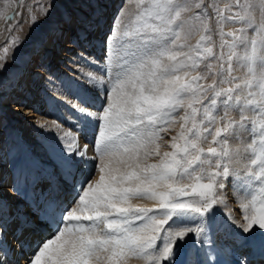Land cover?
I'll return each mask as SVG.
<instances>
[{"label": "rangeland", "instance_id": "obj_1", "mask_svg": "<svg viewBox=\"0 0 264 264\" xmlns=\"http://www.w3.org/2000/svg\"><path fill=\"white\" fill-rule=\"evenodd\" d=\"M112 4L115 9L107 10L105 26L96 23L89 29L98 33L106 27L101 63L92 67L100 74L105 88L102 90L96 84L100 89L97 90L95 83L85 82L90 93L81 88L77 93L76 83L67 80L61 70L56 77L59 85L70 91L72 100L79 96L84 101L79 111L75 110L82 123L93 118L96 130L102 119L110 117L114 123V135L106 140L109 153L92 144L94 153H100L95 156L108 153V161L116 164L111 171L125 172L128 177L135 175L136 168L145 173L160 166L166 170L160 180L171 191L189 193L202 201L219 197L235 178L238 190L245 193L255 183L259 188L253 191V197L261 203L260 192L264 189L261 180L257 182L259 186L255 181L264 176L262 0H117ZM52 7L58 11L63 6L58 0H0V54L8 46L13 47L31 65L33 58L45 49L41 45L59 32L56 27L47 30L42 25L44 20L51 22L55 15ZM66 11L70 12L69 8ZM100 13H94L96 19ZM25 25L42 33L46 30L44 42L37 49L29 43ZM74 27L75 33L77 30L80 34L81 30ZM69 33L66 42L70 41ZM86 35L83 37L89 41L91 37ZM59 51L66 52L64 59L68 64L73 62L75 50L67 52L61 47ZM22 72L17 70L14 77ZM39 93H43L42 88ZM49 97L48 109L53 112L56 99ZM39 104L43 101L38 107ZM43 109L37 111L43 115ZM79 132L87 134L81 128ZM12 143L5 151L19 157L17 146ZM3 156L6 158V154ZM72 156L66 164L73 161ZM96 165L97 162L92 168ZM17 167L15 176L25 168L19 161ZM2 173L3 169L0 176ZM87 175L85 170L82 178ZM5 178L11 182V175ZM137 198L142 197L134 199ZM91 213L92 223L95 224L94 219L97 225L101 223L103 216L94 209Z\"/></svg>", "mask_w": 264, "mask_h": 264}, {"label": "bare ground", "instance_id": "obj_2", "mask_svg": "<svg viewBox=\"0 0 264 264\" xmlns=\"http://www.w3.org/2000/svg\"><path fill=\"white\" fill-rule=\"evenodd\" d=\"M116 1L58 0L63 7L58 11L52 7L51 10L56 13L51 22H42L47 30L52 26L56 27L59 31L57 34L54 33L43 43L46 30L42 33L25 25L32 47L37 49L42 42L41 46L45 48L43 53L33 58L31 65L25 63L20 58L19 51L13 47L8 46L0 54V170L3 169L0 176V245L10 241V234L2 227L6 221L2 220L7 213L5 205H12L14 211L18 210L17 207L22 211L27 206V190L25 187L21 188V184L18 187V178L14 174L17 162L21 161L28 163L25 168H37L38 176V171L42 173L43 184L53 179L60 192L77 197L68 215L80 220V223L75 224L79 226L77 235L70 231V226L64 227L63 233L58 232L56 237L51 238L52 245H47L46 242L40 244V250L36 252L38 255L35 254L36 258L29 263L25 257L18 256L21 255L19 251L16 254L19 264H166L169 260L173 264L176 256L183 251L189 258L188 264H197L199 248L209 242L221 246L233 264H252L248 260L249 253L264 256V191L260 192L261 203H258V198L253 197V191L259 188L255 187V183L245 193L240 188L238 190L235 178L232 184L227 183L219 197L209 198V202L202 201L200 197L189 193L171 191L160 180L159 176L166 173L160 166L145 173L136 168L135 175L131 174V177L125 172L111 171L116 164L110 163L106 157L109 153L106 140L114 135L112 131L115 128L110 117L105 119L106 123L101 118L98 130L95 129L96 120L91 118L89 122L88 118L87 134L79 132L80 128L83 129L81 124L85 123L74 113L76 109L79 111L84 101L79 96L77 100L71 99L70 91L56 81L57 72L61 70L67 80L76 83L77 93L79 88L86 94L90 93L85 82L95 83V88L96 84L102 90L105 88L100 74L94 72L92 67L101 63L102 35L106 27L98 33H91L89 29L94 28L96 23L105 26L109 17L107 10L115 9L112 2ZM94 6L96 8L93 10ZM262 6L261 9H264V0ZM67 8L70 12L66 11ZM96 11L101 12L97 19L94 16ZM261 13L264 14V11ZM65 22L67 25H64ZM87 24L91 26L86 27ZM74 25L81 30L80 34H77V30L75 33ZM67 32L71 36L69 42H66ZM84 35L91 39L86 40ZM61 47L66 48L67 52L75 50L71 64L64 59L66 52H57ZM112 47L110 40V52ZM4 65L7 69H1ZM17 70L23 72L14 77ZM41 88L43 93H39ZM49 96L56 99L53 106L56 103L57 108L53 112L48 109ZM31 101L36 105L31 104ZM40 101L43 104L38 107ZM40 108L45 109L43 115L37 111ZM95 132L97 134L94 136ZM36 134L41 138H37ZM91 140L94 142L90 143ZM120 141L117 142L121 143ZM12 142L17 146L19 157L5 151ZM92 144L98 145L101 150L107 149L108 153L103 157L95 156L100 153H94ZM248 147L250 149L249 145ZM5 154L6 158L3 156ZM70 154H73V161L66 164ZM95 162L97 165L94 169L92 166ZM77 166L80 171H75ZM85 170H88L89 175L83 185H80ZM8 174L11 175V182L5 178ZM53 175L55 177H51ZM258 178H255V182L261 180V185L257 184L264 189V176ZM70 186H74L73 190ZM137 196L142 198L134 199ZM91 209L103 216L98 227H86L81 223V219L86 220L91 216ZM26 215L28 213L24 212L23 216ZM223 228L227 233L220 232ZM112 229L118 233L111 234ZM244 252L249 253L244 255ZM0 256H3L1 250Z\"/></svg>", "mask_w": 264, "mask_h": 264}]
</instances>
